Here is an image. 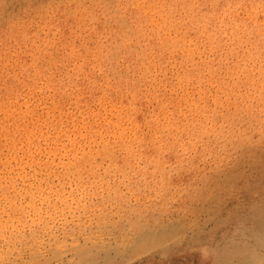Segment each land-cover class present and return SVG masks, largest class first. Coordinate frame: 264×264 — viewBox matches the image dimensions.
I'll list each match as a JSON object with an SVG mask.
<instances>
[{
	"label": "rangeland",
	"instance_id": "1",
	"mask_svg": "<svg viewBox=\"0 0 264 264\" xmlns=\"http://www.w3.org/2000/svg\"><path fill=\"white\" fill-rule=\"evenodd\" d=\"M42 2L0 0V32L31 19ZM200 4L214 11L215 23L212 19L206 29L195 21ZM253 8L255 0H136L135 11L143 19L137 29L147 21L155 29L149 44L156 47L157 35L171 30L183 38L162 59L183 63V83L167 81V90L141 98L138 110H126L122 122V131L142 141L147 157L143 163L151 160L152 167L164 169L170 177L176 198L164 207L137 201L142 181L127 171L122 144L110 141L107 147L89 150L83 147L86 141L74 143L68 137H62L60 146L44 140L28 145L22 136L19 150L13 151L0 140V234L9 235L2 232L5 225L11 228L33 218L17 237L21 252L10 264H82L76 248L89 238L101 242L96 246L103 247V253L112 250L104 233L109 225L147 228L180 217L177 208L195 201L199 192L212 195L229 183L223 177L232 179L247 169L245 161L255 155L251 149H264V15L254 14L249 20ZM76 24L74 18L67 20L66 37ZM184 99L201 108L189 112ZM243 198L223 200L234 208L245 203ZM250 199L261 200L259 194ZM210 217L233 220L239 215L213 212ZM248 228L232 227L231 238L240 239ZM213 254L210 245H187L165 254L137 252L120 264H214Z\"/></svg>",
	"mask_w": 264,
	"mask_h": 264
},
{
	"label": "clouds",
	"instance_id": "2",
	"mask_svg": "<svg viewBox=\"0 0 264 264\" xmlns=\"http://www.w3.org/2000/svg\"><path fill=\"white\" fill-rule=\"evenodd\" d=\"M135 3L43 0L31 19L0 32V140L13 151L19 150L16 145L22 136L28 145L44 140L60 146L62 137H68L74 143L86 141L83 147L89 150L107 147L110 141L122 144L127 171L142 181L137 201L162 208L176 198L170 177L164 169L152 167L151 160L143 163L147 157L142 154V141L122 131V122L126 110H138L141 98L167 90V81L174 78L178 85L183 83L187 77L179 72L183 63L170 59L162 63L164 53L183 38L178 39L175 30L161 32L153 47L147 41L155 29L151 21L137 29L143 19ZM254 14L264 15V0H255L248 19ZM69 18L77 24L66 37ZM196 95L200 100L199 92ZM184 100L189 112L201 108ZM32 222L29 216L15 227L5 225L2 232L9 235L0 234L5 242L0 246V264H10L21 252L17 237Z\"/></svg>",
	"mask_w": 264,
	"mask_h": 264
},
{
	"label": "bare ground",
	"instance_id": "3",
	"mask_svg": "<svg viewBox=\"0 0 264 264\" xmlns=\"http://www.w3.org/2000/svg\"><path fill=\"white\" fill-rule=\"evenodd\" d=\"M234 5L230 7L231 11L235 8ZM197 10L194 14L195 21L199 25H203V28H208L212 19L213 24L215 23L214 11L204 8L202 4ZM251 152L255 155L251 160L245 161L248 165L247 169L238 171L236 174L233 172L232 179L227 176L223 177L225 180L228 179L229 183L215 189L216 193L214 192L212 195L211 193H202L203 191L199 192L195 201H190L186 207L177 208V211L182 212L180 217L172 216L165 223L157 224L158 226L153 225V227L149 225L147 228L129 227L128 224L119 226L112 224L111 227L109 225L104 233L108 236L110 245L114 247L111 251L105 249V253H103V247L96 246V244L102 245L101 242L91 241V238L85 242L90 240L95 245H92L90 241L91 245L85 242L82 245L79 242L82 245H80L81 249L77 245L78 243H75L79 248L75 247L78 250L80 262L82 264H120L137 252L150 253L152 251L165 254L169 250L187 245L195 247L210 245L214 250V264H264V204H261L264 201V149L253 148ZM227 173L232 175L231 172ZM209 186H211L210 182ZM256 194L260 195L259 203L252 202L250 199L252 195ZM243 195L245 203L234 208L229 207L230 205H227V202L223 200L226 197L234 198ZM213 212L220 215L232 213L234 216L239 215L240 218L215 221L210 217ZM190 215L192 217L187 218ZM244 225H248L249 228L243 237L240 239L236 236L231 238L232 227H243ZM84 247L88 249L85 250ZM95 247H97L96 251Z\"/></svg>",
	"mask_w": 264,
	"mask_h": 264
}]
</instances>
